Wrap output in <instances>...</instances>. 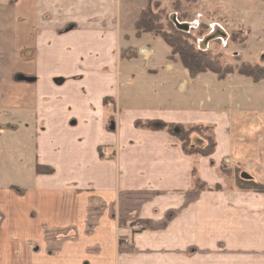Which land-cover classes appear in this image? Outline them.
I'll return each mask as SVG.
<instances>
[{"label":"crops","instance_id":"1","mask_svg":"<svg viewBox=\"0 0 264 264\" xmlns=\"http://www.w3.org/2000/svg\"><path fill=\"white\" fill-rule=\"evenodd\" d=\"M71 6L77 17H58ZM113 9L116 0H0V165L19 170L25 153L33 163L31 184L0 194L34 201L29 217L0 200V264H264V192L232 187L220 167L242 163L264 183V81L219 79L186 55L168 59L171 49L156 58L158 37L120 40L117 24L97 21ZM144 45L148 57L121 59ZM114 60L127 61V82L142 76L144 93L125 105L102 71ZM139 120L206 124L216 148L186 154ZM7 228L19 234L11 245Z\"/></svg>","mask_w":264,"mask_h":264},{"label":"rangeland","instance_id":"2","mask_svg":"<svg viewBox=\"0 0 264 264\" xmlns=\"http://www.w3.org/2000/svg\"><path fill=\"white\" fill-rule=\"evenodd\" d=\"M147 2L148 0H116L117 9L115 11L113 9V15L109 14L108 17L98 18L97 21L101 22L104 27L114 22L118 26V32H124L122 34L123 38L120 40L129 39L130 37L132 40H135L133 38V33L136 30L135 21L139 18L141 10L147 6ZM91 5L95 7L94 4L91 3ZM151 5L154 11L158 12L163 10L162 17L164 18V23H166V18L169 17L174 22L177 20L180 24H186L188 28L182 29L190 32L196 38L197 45L201 48L212 49L213 52L222 53L224 62L240 64L242 61H257L264 63V0H154ZM102 6L106 7L105 2L102 3ZM178 6L179 9L177 8ZM77 12L76 6H71V8H66L65 11H61L58 17L63 19L77 17ZM77 21L79 23L80 19L70 20L68 27L76 25ZM83 21L88 24L91 22V18ZM200 25L201 27L199 28ZM207 26L208 28H206ZM115 31L117 32V28ZM234 36L236 37L235 39ZM154 43L156 58H161L162 55L164 57V54L168 53L166 50L169 51L171 49L160 37L156 38ZM143 48H145L146 52H142ZM133 50L131 52L137 53V56L133 57L135 60L144 58L145 56L148 57V52H152L151 47L145 45L139 47L137 50ZM117 54L115 49L114 51L110 49L103 54V58L107 57L106 59H109L107 61H111L110 58L112 55L115 57ZM127 64V61L120 62V60L117 64L114 60L113 66L109 62V64H104L102 67L104 74L114 73L116 76V91L118 96L122 97L123 102L126 101L124 105L128 102V97H137V93H140L139 96L141 97L144 93V87L141 85V75H136L139 84L135 79H132V75L129 76V81H126L125 66ZM117 70L119 74H117ZM246 79L251 81L249 78ZM210 132L208 130L206 131L208 134ZM200 141L205 143V140L201 136L195 135L194 142L200 143ZM203 142L201 145L204 144ZM25 154H23L22 162L19 163L17 160V167L18 165L20 166L19 170L3 168L6 167V162L1 161L3 167L0 165V187L5 186L6 183L19 184L21 186L32 183L33 179L27 174L29 173L28 168H33V163ZM12 164H15L14 160H12ZM226 164L233 169L231 173L225 172V174L229 175L235 181V185L232 187L235 186V188L238 187L243 190L257 191L256 189L246 187V181L249 179H255L264 186V183L253 173V170L243 166L242 163L237 164L239 173L234 171L235 167L230 166L229 163ZM239 185H242V187ZM213 188L222 189V183L215 184ZM23 193L24 191L22 190L21 194H12L11 196L13 198L10 199H8V195L1 193L0 200L5 202L9 200L12 203L19 201L20 204H24V210L30 217L32 211H28L27 209H29V203L34 201L30 196H21ZM6 231L8 232L6 235V238L9 239L8 244L11 245V241L14 240L12 238H18L19 234L16 233L15 228H7ZM30 236L31 233L29 232L27 237L30 238ZM29 240L32 239L30 238Z\"/></svg>","mask_w":264,"mask_h":264},{"label":"trees","instance_id":"3","mask_svg":"<svg viewBox=\"0 0 264 264\" xmlns=\"http://www.w3.org/2000/svg\"><path fill=\"white\" fill-rule=\"evenodd\" d=\"M11 1L14 2L15 0ZM153 1L148 0L147 6L141 10L139 18L135 21L136 36L138 38L146 33L154 37L162 38L171 47V54L168 59L174 60L179 54L186 55L200 72H213L219 79H225L232 74L238 73L239 75L252 78L255 82L264 81V63L257 61H242L240 64L224 62L222 53L213 52L209 48L199 47L196 43V38L190 32L180 28L174 20L167 17L166 23H164V18L162 17L164 12L163 10L158 12L154 11L151 5ZM177 8L179 9V6ZM178 9L176 10L179 11ZM131 50L132 48L130 47L120 49L121 59L136 57L137 53H133ZM136 125L149 129L168 130L182 142V147L186 154L211 156L216 148V141L212 132L210 134L206 133L207 130L211 131V128L203 123L186 127L177 123L139 120L136 122ZM195 135L201 136L205 140V143L202 145L194 143L193 137ZM101 156H104L103 152H101ZM220 167L224 173H231L233 170L226 162H222ZM36 171L38 173H52L54 169L49 166L37 164ZM234 171L239 173V167L235 166ZM194 180L199 188H204L203 186L205 184L202 183L201 178L197 174V170H194ZM246 185L250 189L264 192V186L255 179H249L246 181ZM239 186L242 187V185Z\"/></svg>","mask_w":264,"mask_h":264},{"label":"water","instance_id":"4","mask_svg":"<svg viewBox=\"0 0 264 264\" xmlns=\"http://www.w3.org/2000/svg\"><path fill=\"white\" fill-rule=\"evenodd\" d=\"M175 22H177L176 24L179 26V27H181V28H185V29H187L188 28V26L186 25V24H180L177 20L175 21ZM63 81V79L62 78H58L57 80H55V81Z\"/></svg>","mask_w":264,"mask_h":264},{"label":"bare ground","instance_id":"5","mask_svg":"<svg viewBox=\"0 0 264 264\" xmlns=\"http://www.w3.org/2000/svg\"><path fill=\"white\" fill-rule=\"evenodd\" d=\"M142 50H143V52H144V51L146 52L145 48H143Z\"/></svg>","mask_w":264,"mask_h":264},{"label":"built area","instance_id":"6","mask_svg":"<svg viewBox=\"0 0 264 264\" xmlns=\"http://www.w3.org/2000/svg\"><path fill=\"white\" fill-rule=\"evenodd\" d=\"M196 23H198V24H199V22H198V21H196ZM142 52H143V50H142Z\"/></svg>","mask_w":264,"mask_h":264}]
</instances>
